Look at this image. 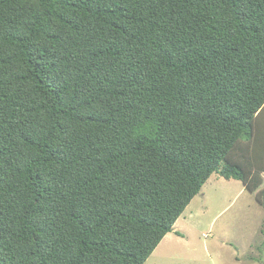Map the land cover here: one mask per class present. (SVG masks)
<instances>
[{"label":"trees","instance_id":"1","mask_svg":"<svg viewBox=\"0 0 264 264\" xmlns=\"http://www.w3.org/2000/svg\"><path fill=\"white\" fill-rule=\"evenodd\" d=\"M213 175L264 207V0H0V264H145Z\"/></svg>","mask_w":264,"mask_h":264},{"label":"rangeland","instance_id":"2","mask_svg":"<svg viewBox=\"0 0 264 264\" xmlns=\"http://www.w3.org/2000/svg\"><path fill=\"white\" fill-rule=\"evenodd\" d=\"M145 264H264V207L213 175Z\"/></svg>","mask_w":264,"mask_h":264}]
</instances>
